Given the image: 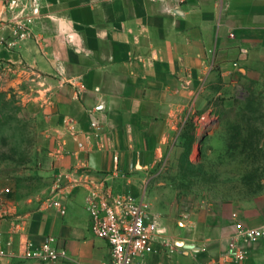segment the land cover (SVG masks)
I'll use <instances>...</instances> for the list:
<instances>
[{
	"label": "crops",
	"instance_id": "1",
	"mask_svg": "<svg viewBox=\"0 0 264 264\" xmlns=\"http://www.w3.org/2000/svg\"><path fill=\"white\" fill-rule=\"evenodd\" d=\"M23 2L35 37L0 51V78L18 88L27 135L17 146L32 150L0 194L1 264H44L24 257V243L50 236L66 252L54 264H110L109 244L91 232L90 189L139 197L189 125L199 133L198 117L213 125L221 102L264 85V0ZM15 10L0 0V19ZM178 225L166 232L173 252L157 245L134 264H211L239 225L264 232V193L201 207ZM246 247L240 264H264V237Z\"/></svg>",
	"mask_w": 264,
	"mask_h": 264
},
{
	"label": "rangeland",
	"instance_id": "2",
	"mask_svg": "<svg viewBox=\"0 0 264 264\" xmlns=\"http://www.w3.org/2000/svg\"><path fill=\"white\" fill-rule=\"evenodd\" d=\"M19 109L18 88L0 78V194H7L15 179L10 170L32 150L17 146L27 135L18 124ZM217 110L214 124L196 132L191 150L187 128L166 153L158 175L143 176L137 198L144 195L165 220L168 233L171 224L178 228L201 207L221 201L243 204L264 193V85L249 88Z\"/></svg>",
	"mask_w": 264,
	"mask_h": 264
},
{
	"label": "built area",
	"instance_id": "3",
	"mask_svg": "<svg viewBox=\"0 0 264 264\" xmlns=\"http://www.w3.org/2000/svg\"><path fill=\"white\" fill-rule=\"evenodd\" d=\"M16 9L12 17L0 19V51L13 50L18 43L35 37L33 23L34 10L28 11L23 0H4ZM203 130L212 125L206 116L196 119ZM62 215L67 213L64 205L56 200L51 202ZM86 210L91 219V232L104 239L110 246V264H134L137 257L156 251L157 245L165 246L171 252L175 245L167 237L165 229L153 217L150 204L130 192L115 193L110 187L90 189ZM264 237L260 228L238 226L230 239L229 251L211 264H240L249 257L246 245L257 243ZM55 238L48 237L43 243L35 244L27 240L23 255L26 259H36L44 264H54L66 257V252L55 246ZM7 250L0 247V264L7 257Z\"/></svg>",
	"mask_w": 264,
	"mask_h": 264
},
{
	"label": "trees",
	"instance_id": "4",
	"mask_svg": "<svg viewBox=\"0 0 264 264\" xmlns=\"http://www.w3.org/2000/svg\"><path fill=\"white\" fill-rule=\"evenodd\" d=\"M223 103H225V102L224 101L221 102L219 104V106L222 107L223 106ZM187 128H190L191 129V132H192V135H190L189 137L187 136L189 138V141H190L189 150H191L192 144H194L197 141L196 131H195V127H192L191 125H189ZM187 135H188V133H187ZM182 137H183V135H182ZM187 137L185 136V138H187Z\"/></svg>",
	"mask_w": 264,
	"mask_h": 264
}]
</instances>
